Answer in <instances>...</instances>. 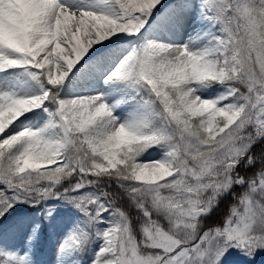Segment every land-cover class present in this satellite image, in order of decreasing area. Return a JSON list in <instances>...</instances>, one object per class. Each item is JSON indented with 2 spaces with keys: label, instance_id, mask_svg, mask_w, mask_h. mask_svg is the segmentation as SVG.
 <instances>
[{
  "label": "snow or ice",
  "instance_id": "obj_1",
  "mask_svg": "<svg viewBox=\"0 0 264 264\" xmlns=\"http://www.w3.org/2000/svg\"><path fill=\"white\" fill-rule=\"evenodd\" d=\"M48 200L91 264L264 250V0H0V240Z\"/></svg>",
  "mask_w": 264,
  "mask_h": 264
},
{
  "label": "rangeland",
  "instance_id": "obj_2",
  "mask_svg": "<svg viewBox=\"0 0 264 264\" xmlns=\"http://www.w3.org/2000/svg\"><path fill=\"white\" fill-rule=\"evenodd\" d=\"M122 47H127V44L122 45ZM29 84L30 80L23 84L21 91H32L30 86L31 90L27 88ZM159 158L160 152L158 150L150 149L144 155V159L154 160ZM82 191H90V189ZM23 206H25L24 209H27V212L25 211L24 214H19L13 218L16 220L39 222L41 224V231L31 244L27 241V234L31 232V229H26L25 233L17 234L13 238L2 239L0 240V251L15 253L17 256H25L27 264H57L61 262L64 254L59 252L60 243L77 231V224L86 228V218L76 208L65 204L63 201H43L35 208L27 204ZM46 208H53L55 220L52 218L45 220L43 218V211ZM102 227H107V224ZM100 243L99 239H95L90 243H85L82 248L73 247L71 251L67 252V255L71 257V261L68 264H91V258L95 251L98 250ZM221 264H264V250L258 251L255 256L249 258L237 249H229Z\"/></svg>",
  "mask_w": 264,
  "mask_h": 264
},
{
  "label": "bare ground",
  "instance_id": "obj_3",
  "mask_svg": "<svg viewBox=\"0 0 264 264\" xmlns=\"http://www.w3.org/2000/svg\"><path fill=\"white\" fill-rule=\"evenodd\" d=\"M186 39H187V37H186ZM69 255H67V257H68Z\"/></svg>",
  "mask_w": 264,
  "mask_h": 264
}]
</instances>
